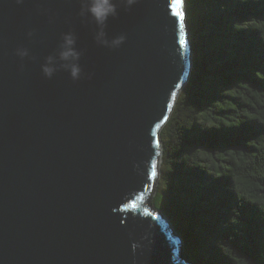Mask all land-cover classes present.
Listing matches in <instances>:
<instances>
[{"label": "water", "instance_id": "95a60500", "mask_svg": "<svg viewBox=\"0 0 264 264\" xmlns=\"http://www.w3.org/2000/svg\"><path fill=\"white\" fill-rule=\"evenodd\" d=\"M87 2L0 0V264H200L146 201L194 64L186 0H114L103 27Z\"/></svg>", "mask_w": 264, "mask_h": 264}, {"label": "trees", "instance_id": "16d2710c", "mask_svg": "<svg viewBox=\"0 0 264 264\" xmlns=\"http://www.w3.org/2000/svg\"><path fill=\"white\" fill-rule=\"evenodd\" d=\"M194 64L156 194L200 264H264V0H186Z\"/></svg>", "mask_w": 264, "mask_h": 264}, {"label": "clouds", "instance_id": "9594fccd", "mask_svg": "<svg viewBox=\"0 0 264 264\" xmlns=\"http://www.w3.org/2000/svg\"><path fill=\"white\" fill-rule=\"evenodd\" d=\"M136 0H127V4L130 6L135 3ZM84 11L96 22L97 25L103 27L106 25L109 17H115L117 15V5L114 0H88L86 8L82 6V15ZM103 35V32H101ZM124 37H119L113 41V44H119L123 41ZM74 39L71 35L65 36V50L60 54L61 58L68 60L69 58H78L79 54L74 51L72 45ZM46 75H51L52 69L50 67H44L43 69ZM80 68L74 64L71 67V76L73 79L78 78Z\"/></svg>", "mask_w": 264, "mask_h": 264}, {"label": "rangeland", "instance_id": "374dc122", "mask_svg": "<svg viewBox=\"0 0 264 264\" xmlns=\"http://www.w3.org/2000/svg\"><path fill=\"white\" fill-rule=\"evenodd\" d=\"M157 184H158V180H157V183H156V187H155L154 194H156V188H157ZM154 194H153V195H154Z\"/></svg>", "mask_w": 264, "mask_h": 264}, {"label": "snow or ice", "instance_id": "6c2138e0", "mask_svg": "<svg viewBox=\"0 0 264 264\" xmlns=\"http://www.w3.org/2000/svg\"><path fill=\"white\" fill-rule=\"evenodd\" d=\"M181 5H182V0H181ZM185 42H186V41L184 40V44H185ZM173 95H175V93H173Z\"/></svg>", "mask_w": 264, "mask_h": 264}, {"label": "bare ground", "instance_id": "6f19581e", "mask_svg": "<svg viewBox=\"0 0 264 264\" xmlns=\"http://www.w3.org/2000/svg\"><path fill=\"white\" fill-rule=\"evenodd\" d=\"M173 109V108H172ZM172 111V110H171ZM162 156H163V151H162V154H161V158H162Z\"/></svg>", "mask_w": 264, "mask_h": 264}]
</instances>
